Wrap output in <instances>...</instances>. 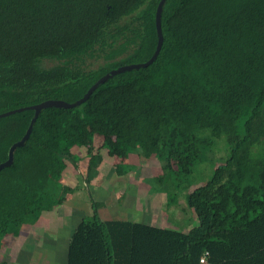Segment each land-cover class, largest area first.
<instances>
[{
    "label": "trees",
    "instance_id": "16d2710c",
    "mask_svg": "<svg viewBox=\"0 0 264 264\" xmlns=\"http://www.w3.org/2000/svg\"><path fill=\"white\" fill-rule=\"evenodd\" d=\"M158 1L0 0V113L75 101L110 69L146 61ZM160 26L149 65L114 74L76 106L41 109L0 169V240L60 202L54 187L77 160L73 147L86 150V182L96 176L95 136L108 156H153L170 177L190 174L223 138L227 156L185 196L196 225L102 219L92 202L70 233L66 264H200L204 252L207 264H264V0H165ZM98 52L102 63L83 65ZM32 115L0 117V163Z\"/></svg>",
    "mask_w": 264,
    "mask_h": 264
},
{
    "label": "rangeland",
    "instance_id": "374dc122",
    "mask_svg": "<svg viewBox=\"0 0 264 264\" xmlns=\"http://www.w3.org/2000/svg\"><path fill=\"white\" fill-rule=\"evenodd\" d=\"M120 52L116 51L113 55L117 57ZM104 60V53L98 52L92 57H85L83 65L92 68ZM55 62L46 59L42 61V65L50 66ZM100 141L99 136L94 137L93 150L99 146L102 154L96 176L86 182V150L83 147H73L72 151L77 160L74 163L66 162L60 180L54 187V195L61 196L60 202L50 210L42 212L33 223L28 220L16 237L8 234L0 240V264L22 262L26 254L20 258L23 251L18 254L19 248L29 250L34 247L35 242L44 240L51 241L46 246L54 247L55 256L62 259L61 252L66 239L82 218L91 215L92 202L97 203L96 211L102 219H129L187 231L197 224L196 217L186 205L187 192L207 180L213 168L225 159L228 151L224 139L218 138L206 150L204 159L195 164L190 174L170 177L161 175L160 162L153 156L144 158L137 153L108 156L106 149L100 147ZM116 163H127L133 167L126 173L117 174L114 170ZM64 186L68 189L61 191ZM168 195L172 197L169 200ZM26 231H30V234H25ZM48 233L52 234L45 238Z\"/></svg>",
    "mask_w": 264,
    "mask_h": 264
},
{
    "label": "water",
    "instance_id": "95a60500",
    "mask_svg": "<svg viewBox=\"0 0 264 264\" xmlns=\"http://www.w3.org/2000/svg\"><path fill=\"white\" fill-rule=\"evenodd\" d=\"M165 0H159L155 9V17H154V23H155V30H156V44H155V48L153 53L151 54V56L143 62H138V63H128V64H123L120 65L118 67L112 68L109 71H107L106 73H104L103 75H101L100 77H98L89 87L88 89L85 91V93L82 95V97H80L79 99H76L75 101L72 102H68L62 99H46L43 101H40L38 103L32 104V105H28V106H23V107H17L14 109H10L4 112L0 113V117L11 114L13 112L16 111H21V110H25V109H32L33 110V115L29 121V124L23 134V136L14 141L8 148V153H7V158L6 160H4L3 162L0 163V169L8 166L9 164L12 163L13 160V152L15 150L16 147L21 146L24 144V142L27 140L29 133L31 131L32 125L36 119V117L38 116L39 112L41 111L42 108L48 107V106H55V107H64V108H69V107H73L76 106L78 104H80L81 102H83L84 100L87 99V97L90 95V93L102 82H104L105 80H107L108 78H110L111 76H113L116 73L122 72L124 70H130L132 68H139V67H145L147 65H149L157 56L160 47H161V43H162V33H161V26H160V17H161V10H162V5L164 3Z\"/></svg>",
    "mask_w": 264,
    "mask_h": 264
},
{
    "label": "crops",
    "instance_id": "0c3cea01",
    "mask_svg": "<svg viewBox=\"0 0 264 264\" xmlns=\"http://www.w3.org/2000/svg\"><path fill=\"white\" fill-rule=\"evenodd\" d=\"M27 223H24L20 226V228L24 229L23 225H25ZM21 231V230H19ZM34 232H31V234H33ZM27 235L30 234V231H26ZM37 233H35L36 237H39V235H36ZM52 233H48L47 235H45L44 237L46 238V236H49ZM18 235V234H17ZM21 236V235H20ZM70 236V235H69ZM68 238L66 239V243L64 246V250H62L61 254H62V259L57 258L55 256L56 252L54 251L55 248L52 247H47L46 244H48V242H51L49 240H44V241H39V242H35L34 247H32L31 249H25L24 247H20L19 248V252L17 251L18 254L21 253V251H23V253L21 254L20 258H23V255L26 254V257L23 259L22 262L18 263V264H66V251H67V245H68ZM16 237V236H15ZM41 238H43L42 236H40ZM25 238V235H24ZM52 245H55V243H51ZM58 259V260H57ZM4 263V262H3ZM11 264H17L12 262Z\"/></svg>",
    "mask_w": 264,
    "mask_h": 264
},
{
    "label": "built area",
    "instance_id": "2783aa9c",
    "mask_svg": "<svg viewBox=\"0 0 264 264\" xmlns=\"http://www.w3.org/2000/svg\"><path fill=\"white\" fill-rule=\"evenodd\" d=\"M207 255V252L202 253V255L199 257L200 264H207Z\"/></svg>",
    "mask_w": 264,
    "mask_h": 264
}]
</instances>
